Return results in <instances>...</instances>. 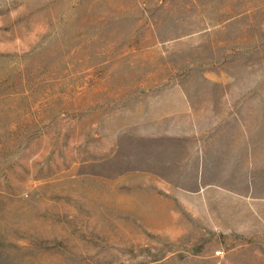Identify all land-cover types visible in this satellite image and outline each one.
I'll list each match as a JSON object with an SVG mask.
<instances>
[{
    "label": "rangeland",
    "instance_id": "1",
    "mask_svg": "<svg viewBox=\"0 0 264 264\" xmlns=\"http://www.w3.org/2000/svg\"><path fill=\"white\" fill-rule=\"evenodd\" d=\"M0 264H264V0H0Z\"/></svg>",
    "mask_w": 264,
    "mask_h": 264
}]
</instances>
